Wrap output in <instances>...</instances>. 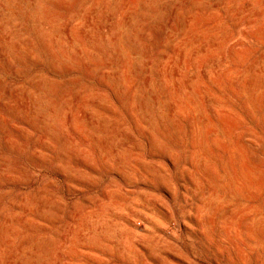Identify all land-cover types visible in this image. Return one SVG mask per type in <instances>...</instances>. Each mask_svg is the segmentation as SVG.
Returning <instances> with one entry per match:
<instances>
[{
	"label": "rangeland",
	"instance_id": "rangeland-1",
	"mask_svg": "<svg viewBox=\"0 0 264 264\" xmlns=\"http://www.w3.org/2000/svg\"><path fill=\"white\" fill-rule=\"evenodd\" d=\"M0 264H264V0H0Z\"/></svg>",
	"mask_w": 264,
	"mask_h": 264
}]
</instances>
